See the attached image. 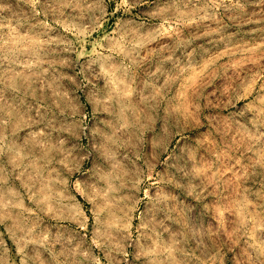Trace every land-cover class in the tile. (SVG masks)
Returning a JSON list of instances; mask_svg holds the SVG:
<instances>
[{
	"label": "rangeland",
	"instance_id": "374dc122",
	"mask_svg": "<svg viewBox=\"0 0 264 264\" xmlns=\"http://www.w3.org/2000/svg\"><path fill=\"white\" fill-rule=\"evenodd\" d=\"M176 1L0 0V264H264V0Z\"/></svg>",
	"mask_w": 264,
	"mask_h": 264
},
{
	"label": "bare ground",
	"instance_id": "6f19581e",
	"mask_svg": "<svg viewBox=\"0 0 264 264\" xmlns=\"http://www.w3.org/2000/svg\"><path fill=\"white\" fill-rule=\"evenodd\" d=\"M176 1V0H175ZM177 2V1H176ZM188 5V4H187Z\"/></svg>",
	"mask_w": 264,
	"mask_h": 264
}]
</instances>
